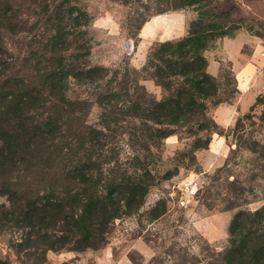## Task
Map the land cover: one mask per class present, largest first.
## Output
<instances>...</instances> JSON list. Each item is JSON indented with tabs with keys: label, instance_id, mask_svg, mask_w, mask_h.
Segmentation results:
<instances>
[{
	"label": "rangeland",
	"instance_id": "1",
	"mask_svg": "<svg viewBox=\"0 0 264 264\" xmlns=\"http://www.w3.org/2000/svg\"><path fill=\"white\" fill-rule=\"evenodd\" d=\"M189 2L0 0V264H250L264 0ZM207 11L233 12L203 52L212 89L162 117L185 79L160 85L149 57ZM159 15L170 37L166 21L141 37ZM98 205L107 223L86 243L68 224Z\"/></svg>",
	"mask_w": 264,
	"mask_h": 264
},
{
	"label": "trees",
	"instance_id": "2",
	"mask_svg": "<svg viewBox=\"0 0 264 264\" xmlns=\"http://www.w3.org/2000/svg\"><path fill=\"white\" fill-rule=\"evenodd\" d=\"M189 1V3L197 4L199 1L208 2L209 0ZM236 10L237 8L235 7L232 9L233 12ZM232 13H212V11L200 13L199 17L190 23L187 36L162 42L152 52L149 57L148 67L152 66L154 68L153 77H155L160 85L164 86L166 80H169L172 76H176L183 77L185 79L184 82L188 86L184 82L181 83L170 100L165 101L168 104L167 108L159 107L161 110L169 111L168 114H162V117L191 112L187 109V104L190 102L188 98L193 99L197 95V98L202 99L205 95L209 94L215 78L207 72L208 63L203 52L215 38L229 34L226 23L231 21L230 17H232ZM152 117L158 116L152 115ZM160 137L165 136L160 135ZM35 213V211L32 212L28 209L24 214V219L33 220L32 218L35 217ZM110 217L112 218L113 216ZM253 217L257 220L260 231H264V207L255 213ZM40 218L43 221V217L40 216ZM41 220L37 218L34 221H40L41 225H43ZM106 223L107 220H104L103 216H101L100 205H98L95 208L88 206L87 211L84 208V212L72 218V221L68 225L73 226L76 233L82 234L86 243H91L90 238L92 234L94 237L101 231L99 226H103ZM253 239L254 237L245 248L249 251L247 261L250 264H264V235L258 241H254ZM252 247L254 250L250 251Z\"/></svg>",
	"mask_w": 264,
	"mask_h": 264
},
{
	"label": "crops",
	"instance_id": "3",
	"mask_svg": "<svg viewBox=\"0 0 264 264\" xmlns=\"http://www.w3.org/2000/svg\"><path fill=\"white\" fill-rule=\"evenodd\" d=\"M155 19V20H154ZM158 19V20H156ZM164 19V20H163ZM163 21H166V24H167V28L165 30V32L168 33L169 37H170V34L172 33L171 31L174 30V26L172 24H169L168 21L165 19L164 15H159L153 19H151L149 22H147L141 29V37H144V36H147L149 35L152 30H154V28L160 23V22H163ZM143 35V36H142ZM173 36V35H171ZM168 38V37H167ZM144 39V38H143ZM234 40V39H233ZM237 40V39H236ZM241 38L238 39V41H240ZM241 43V42H240ZM241 44L239 45V43H237V50L239 51V49L242 47H240ZM240 52V51H239ZM239 79L241 78H238V82L239 83H242V85H246L245 82H243V79L239 81Z\"/></svg>",
	"mask_w": 264,
	"mask_h": 264
},
{
	"label": "bare ground",
	"instance_id": "4",
	"mask_svg": "<svg viewBox=\"0 0 264 264\" xmlns=\"http://www.w3.org/2000/svg\"><path fill=\"white\" fill-rule=\"evenodd\" d=\"M155 20V19H154ZM156 20H158V19H156Z\"/></svg>",
	"mask_w": 264,
	"mask_h": 264
}]
</instances>
